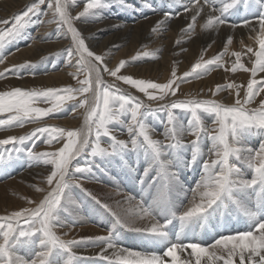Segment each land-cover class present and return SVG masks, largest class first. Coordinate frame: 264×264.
<instances>
[{
	"label": "snow or ice",
	"instance_id": "snow-or-ice-1",
	"mask_svg": "<svg viewBox=\"0 0 264 264\" xmlns=\"http://www.w3.org/2000/svg\"><path fill=\"white\" fill-rule=\"evenodd\" d=\"M174 2L180 3V0ZM215 2L204 0L200 5L199 0L196 3L186 0L184 11L192 10L193 14L182 32L188 35L195 30L198 17L203 18L205 6L213 11L201 25L204 30H215L220 25L235 29L243 25L256 33V24L259 27L258 34L251 37L258 44V50L247 48V53L251 54L253 78L248 80L243 97L241 88L235 83L217 85L211 92L216 96L235 90L231 106L215 99H173L181 84L223 67L224 53L207 60L201 57L182 76H178L174 68L166 83L124 74L130 61L120 60L110 66L107 55L95 53L76 27V22L82 18H99L98 10L104 7V0H86L83 10L76 16L70 14L69 0H38L15 15L14 23L0 21L4 25L11 23V27L0 28V49H3L7 43L22 38L26 27L33 23L32 17L39 16L41 6L46 4L47 12L43 14H50L57 38L67 41L62 52L66 53L65 65L72 69L69 76L75 82L43 89L14 87L0 92V114H7L6 118H0V132L7 134L15 128L35 125L25 135H6L0 139V146L11 145L10 149H0V159H4L3 152L26 153L31 165L50 166L40 174L41 184L46 182L48 188L35 189L46 194L38 201L26 199L27 204L35 207H20L0 216V264H99L101 261L107 264H220L221 261L223 264H264V98L257 102L259 107H247L264 92V81L255 79L258 72L264 73V0H256L262 9L255 18L256 23L249 19L239 24H229L224 16L240 0H221L223 6L218 9L214 7ZM175 15L164 13V19L157 21L152 31H160ZM35 23L39 25L44 21L36 20ZM232 43L230 35L225 49ZM232 55L235 62L225 71H249L241 62V52ZM136 59L132 57V61ZM28 66L6 67L0 71V78H20L19 70ZM106 76L111 77V81H107ZM121 84L136 89L143 97L122 90ZM68 102H73V113L83 110L82 126L66 129L49 125L47 120L57 118ZM153 103L157 107H153ZM37 104L49 106L41 108ZM161 113L164 117L159 123L167 144L153 139L156 129L147 122L149 117L155 120ZM201 113L214 116V127L205 124ZM122 130L127 131V140L118 138L117 133ZM186 136L193 139L185 143ZM250 137L259 138L257 147L249 145ZM205 141L210 144L207 152L204 151ZM39 144L51 150L35 151ZM130 156L132 164L128 161ZM12 158L11 155L7 157ZM141 159L144 168L136 183L142 195L139 199L126 195L128 208L122 214L112 211L109 205L101 203L83 187L85 181L95 180L94 169L106 175L107 166L118 162L120 167L134 173ZM197 166L200 178L195 186L186 185L181 179L182 170L194 171ZM245 168L252 173L250 179L245 178ZM89 174L92 180L88 179ZM73 185L110 212L116 227L137 233L146 246L141 250L122 246L117 242L115 227L109 228L105 236L61 239L56 231L68 226L60 213L66 211V203L72 202L70 189ZM153 187L155 193L146 199L143 194ZM189 192L191 199L187 205L174 199L181 194L188 199ZM240 214L249 221L247 227L230 228L229 218ZM217 216L222 218L220 227L223 230L209 243L197 239V229L205 228ZM137 222L147 223L136 226ZM71 226H76L75 221ZM90 246L100 249L95 258L77 257L74 249ZM109 249L111 255H108Z\"/></svg>",
	"mask_w": 264,
	"mask_h": 264
},
{
	"label": "bare ground",
	"instance_id": "bare-ground-1",
	"mask_svg": "<svg viewBox=\"0 0 264 264\" xmlns=\"http://www.w3.org/2000/svg\"><path fill=\"white\" fill-rule=\"evenodd\" d=\"M109 1L112 0H108V2ZM30 2H32V0H0V21L10 19L20 7H23ZM121 2L123 3L120 5L113 0L111 3L112 6L118 5L119 7L117 6L116 8L99 12V18L85 20L83 23L79 24V30L87 38V43L93 51L105 48L108 54H117L110 64L111 66L115 65L117 62L118 53L120 52H117V50L121 47H125V52L130 57L134 55L135 52L140 51L142 55L136 59V61H139V63L146 61L148 63H145L142 66L140 65V67L128 68L129 73L133 72L142 75L143 73L150 71H166L172 65V62L179 61L184 55V58L177 63L175 69L177 71L182 69L186 70L188 67H192V65L198 60L199 50L201 48L207 49L205 57H214L220 53H224V59L221 61L224 63L231 59L235 62L236 58L232 55L233 52L239 51L244 57L249 58L251 54L247 53V48L252 47L256 50L258 47L255 40L251 38L258 34V24H256V33L250 32L249 28L243 25L236 27L235 29L227 25H220L215 30L202 29L201 25L208 18V14L213 11L211 8H207V6H205L204 13L202 14L203 18L198 17L195 30L190 34L185 35L184 32H182V29H185L188 23H190L191 15L193 14L192 10L184 11L186 0H180V3H175L174 0H121ZM196 2L197 0H193V3ZM226 2H230V0H226ZM199 4L203 5L204 0H199ZM145 5H150V7H146ZM238 5L237 9H235L237 11L234 12V9H231V13L225 14L224 19L229 24H239L244 20L249 19H251L253 23H256L255 18L260 15L262 10L260 4L257 3L256 0H248L247 4H245V0H240ZM222 6L221 0H216L214 7L218 9ZM44 12L47 11L45 10L43 13ZM166 12L175 13V18L167 20L164 25H162L160 31L153 32V27L156 25L157 21L164 19V13ZM50 19V14L47 16L43 14L41 18L36 17L33 23L28 25L24 30L22 38L9 42L3 49H0V58L4 57L2 54L5 50L8 53L10 52L4 57L3 62L0 63V70L5 66H20L25 62L34 64L32 67L28 66L21 68L18 74L24 78L19 80L15 79L16 77H12L13 79L10 80L12 84L20 85L22 87L26 86L28 82L26 75L29 73L40 74L34 81L44 83L47 86L67 84L69 80L68 78L70 77L69 72H71L72 69L65 65V58L61 54L62 49L67 45V41L62 38H57L56 29L54 28L55 24L51 23ZM36 20H42L44 23L37 25L35 23ZM97 21L103 22L96 23ZM106 30H111L113 33H111L108 38H103V34ZM230 35L233 36V43L225 49L226 39ZM209 45H211V47H209ZM172 49H174L175 56L170 53L173 51ZM181 49H184V51ZM182 52L183 54L179 55V53ZM7 64L9 65L7 66ZM3 84H5V82ZM209 125L210 124L207 126ZM157 127L158 126H156V128ZM209 128L211 127L209 126ZM128 161L129 164H132L133 158L130 156ZM115 164L119 163L117 162ZM45 167L48 166L43 164L38 166H24L21 177H23V183H26L24 188L29 193L28 199L38 201L39 199H42L44 194H46L38 193L36 190L34 193L32 192L31 187H28L32 184L37 185L36 187H44V184H41L40 174ZM101 167L106 166L102 164ZM108 167L109 166L106 168L107 171L109 170ZM116 168L118 169L117 171H123L124 169ZM143 168L144 161L141 159L139 167L136 170ZM95 171L97 173L99 172L96 169ZM183 172L188 175L185 184L188 186H195V183L200 176L193 171L182 170L181 173ZM244 172L246 173L245 169ZM134 173H136V171ZM249 177L251 178V176H248L247 178ZM17 178L20 179L19 177ZM90 178L88 179H93V177ZM95 178L96 177H94V179ZM21 182L22 181H20V185ZM15 183L19 184L18 182ZM87 183L88 181H85L83 185ZM13 186L14 183L11 185L9 184L8 189L6 186L5 188H0V208L2 211L19 210L20 207H35V205H29L26 203L27 198L24 196V193H14L12 194L14 196L10 195V192L19 191L20 189V186L17 189H15L16 187L13 188ZM188 196V200H190V192ZM61 230L62 229H57L58 232ZM71 231L73 230L68 229V232ZM69 239H71V237ZM141 240L139 238L136 239V241ZM117 242L124 247L137 250H141L146 246L145 241L144 243L142 242L141 244H138L130 240L126 241L120 237ZM74 251L79 257L87 256L95 258L100 252V249L94 246L91 249L79 247L74 249ZM111 252L112 250L109 249L108 255H111ZM99 264H107V262L101 261Z\"/></svg>",
	"mask_w": 264,
	"mask_h": 264
},
{
	"label": "rangeland",
	"instance_id": "rangeland-1",
	"mask_svg": "<svg viewBox=\"0 0 264 264\" xmlns=\"http://www.w3.org/2000/svg\"><path fill=\"white\" fill-rule=\"evenodd\" d=\"M112 1L108 2V0H104V7L99 9L98 13L101 11H104V10H110L111 8H116L118 5L112 6V4H111ZM114 1L120 5H121V3H123V2H121V0H114ZM36 2H38V0H32V2L28 3L27 5L20 7L18 9V11L8 20L11 21L12 23H14L13 17L15 15L22 13L23 11L26 10L27 6H29L33 3H36ZM85 2H86V0H69V6L72 9L70 14L72 16H76L80 11L83 10ZM238 6L239 5H237L234 8V12L237 11L235 9H237ZM45 10L47 11V5L46 4L41 6V14L39 16H33L32 20L34 21L36 17L41 18L43 15V11H45ZM91 19H92V17L82 18L80 21L76 22V27L79 29V24L83 23L85 20H91ZM101 22H103V21H97L96 23H101ZM8 27H11V23L8 25L0 24V28H8ZM54 28L56 29V25ZM111 33H113L111 30H106L103 34V38H108V36ZM258 48H259V46L257 47L256 50H258ZM125 50H126L125 47H121L120 49L117 50V52H119V51L120 52L118 53L119 54L117 57L118 59H117V62L115 63V64H117L120 60L130 61V65L127 67V70L124 74L130 75L136 79H144V80L160 82V83H166L167 80L169 78H171L172 70L175 68L177 63H179V61H181L185 56L184 55L179 61L172 62V65L166 71H160V70L150 71L147 73H143L142 75H139V73H133V72L129 73L128 68L140 67V65L142 66L148 62L144 61V62L139 63V61H136V60L132 61V57H137V59H138L142 55L141 52L140 51L135 52V54L130 57L129 55H127ZM172 50L173 51H171L170 53H171V55L175 56L174 49H172ZM256 50H254V51H256ZM94 52L97 54H106L108 59L110 60V64L112 63V61L115 59V57L117 55V54H108V52L106 51L105 48H101L100 50L94 51ZM206 52H207V49L201 48L199 50V56H198L199 58L198 59H201V57L203 58V60L213 58V56L205 57ZM9 53L6 52V50H5L2 55H4V57H6ZM61 54L65 58L66 53L61 52ZM182 54H183V52L179 53V55H182ZM0 56H1V54H0ZM4 57H3V59H4ZM254 59H255V57L252 56V60H254ZM241 62L244 63L245 68L249 69V71H247V72L240 71L237 73L225 71V69L230 68L231 64L234 62L232 61V59L227 60L224 63L221 62L223 64V67L214 68L212 71H210L209 73H207L206 75H204L200 78L191 79L190 82H185V83L181 84L179 89L177 90L176 97H173V99H176V98H179L182 100L192 99V98L200 99V100L215 99L217 102L222 103L225 106H231L234 103V99L236 96L235 90L223 91L216 96H212L211 92L216 89L217 85L226 86L230 83H235L237 86H239L241 88L240 95L242 98L243 97V91L246 90L248 80L253 78L252 74H251V68L253 65H252V61L249 60L248 57H244L243 55H241ZM25 64H28L29 67L34 66V64L29 63V62H25L22 65H25ZM8 65L9 64H7V66ZM11 67L12 66H8L7 68H11ZM5 68H6V66L3 69H1L0 71H4ZM190 70H191V67H188L186 70H184V69H182L180 71L176 70V72H177L178 76H182L184 72L190 71ZM39 75L40 74H38V73L27 74L26 79H28V82H27L26 86H24V87H22L20 85H14L11 83L10 80L15 78L14 76H10L7 79L0 78V86H1L0 92L10 91L14 87H21L24 89H43L46 87H53V86H47L44 83H38V82L34 81L35 78H37ZM21 78H24V77L21 76L20 78H15V79L20 80ZM68 79L69 80H68L67 84L75 83L71 79V77H69ZM105 79L107 81H111L112 78L106 76ZM255 79H257L258 81H264V73L258 72L256 74ZM4 82H5V84H3ZM67 84H61V85H58L55 87H60V86L67 85ZM121 89L124 91H129L131 94L136 95L138 97H143L142 93L137 92L136 89H131L128 85L121 84ZM229 92H231V94H229ZM261 98H264V92L260 93L256 97V101H254L253 104L248 105L247 107L249 109L259 107V104L257 102ZM144 99H145V102H147L146 98H144ZM228 100H231V101H228ZM72 103L73 102H68L67 108L63 112L58 113L57 118L48 119L47 123L51 126L63 127L66 129H78V128H80L83 124V121H82L83 115L81 114L83 112V110H79V111L73 113L71 111V104ZM36 106L44 108V107H48L49 105L37 104ZM152 106L157 107V105L155 103H153ZM201 115H202L206 125L210 124L209 126L211 128L214 127L212 125V120L214 119V116L209 115V114H203V113H201ZM6 116H7L6 113L0 114V118H6ZM163 117H164V114L161 113V114H159L158 118L155 120H153L152 117H149L147 122L151 125H154V127L156 129V131L153 134V139L160 140L164 144H167L168 141L165 140V137L163 135L164 129L159 123V119H162ZM156 126H158V127L156 128ZM34 127H35V125H25L22 128L12 129L7 134L0 132V139L6 138V135H16V136L25 135L27 133H30ZM117 136L119 139H125V140L128 139V133L126 130H122L121 132L117 133ZM104 139L106 140V138H104ZM191 139H193V137L186 136V137H184V142L186 143V142L190 141ZM248 143L250 146L257 147L259 144V138L258 137H250L248 140ZM252 143H253V145H252ZM209 146H210V144L207 141H205V144H204V151L205 152H207V149ZM3 148L10 149L11 145L0 146V149H3ZM34 150L37 152H44V151H50L51 149L45 144H39V146L35 147ZM2 155H3L4 159H0V188L1 187L5 188V186H6L8 189L9 188L8 185L9 184L11 185L14 183L13 188L16 187L15 189H17L20 186V189H19V191L10 192L9 194L12 195L14 193H17V194H23L24 193V196L28 199L29 193L24 188V185L26 183H23V180H22L23 177H21L22 176L21 173L23 172L24 166L31 165V162L28 160L26 153L3 152ZM9 155H11L13 158L7 159V157H9ZM17 156H19V158H15ZM81 163H83V161H81ZM108 166H109L108 167L109 170L107 171L106 175L101 173L99 170H98L99 172L97 173L94 169V177H96L95 180L94 181H88V183L85 184L87 188L85 187V185H83V187L85 189H87L88 191H90L91 193H93L98 199H100L101 203L109 205L111 207L112 211L122 214L123 211L128 208V204L125 202V196L126 195H129V194L134 195L136 197V199H139L140 196L142 195V189L136 183V181L138 180L139 175L143 171V169H138V170H136V173H133V172H129L126 168H124L123 171H117L118 169L116 167L122 168L119 166V164L114 163V164L108 165ZM48 167H50V166H48ZM245 170H246V173H245L246 177L245 178H247L248 176H251V174H252L251 171L246 169V168H245ZM193 172H196L197 175L200 176L199 166H197L196 170H194ZM77 175H79V174H77ZM91 176H92V174H89L88 178H90ZM17 177H19L20 179H18ZM187 177H188V175L185 172L181 173V179L184 181V183H186ZM20 181H22L21 185H20ZM15 182H18L19 184L15 183ZM43 184H44V188L47 189L48 186H47L46 182H44ZM32 186L36 187L37 185L32 184L31 186H28V187H31L32 192L35 193L36 188H33ZM154 193H155V188L153 187V188L149 189V191L144 193L143 195L145 196L146 199H149V198H151V196ZM70 194H71L72 202L66 203L65 204L66 211H63L60 213L61 219L65 220L67 222L68 226L60 228L63 231L62 230L60 232L56 231V234L61 239L68 240L71 237V239L72 238H74V239L78 238L77 240H79L81 237L105 236V235H107L108 228H114L115 227V231L118 234V238L119 237L123 238L126 241L130 240V241H133L134 243H138V244H141L142 242L144 243V240H141V238L138 236L137 233L129 232V231H126L124 229L116 227L115 222H114V218L110 214V212L106 211L103 207L100 206V204H96L95 201L92 199V197L86 196L79 188H77L73 185V187L70 189ZM12 196H14V195H12ZM174 199L177 201V203L183 202V204L187 205L189 196H188V199H185L184 196L181 194L180 196H174ZM113 203H114V205H113ZM181 210H183V209H181ZM8 212H10V211H7V210L2 211L0 208V216L5 215ZM3 213H5V214H3ZM73 221H75V223H76L75 227L71 226ZM143 223H147V222H143ZM221 223H222V218L217 216L215 221L210 222L205 228H198L197 232L199 233V235H198L197 239H199L205 243L211 242L212 237L218 231L223 230L220 227ZM248 223H249V221L247 220V218L244 217L242 214H240L238 217L236 215L230 217L229 222H228V226L232 229H243V228L247 227ZM141 224H142V222H137L136 226H141ZM68 229L73 230V231L68 232ZM177 229H178V224H177ZM65 232L68 233V235H67L68 238L64 235ZM137 238H139L141 241H136ZM92 247L93 246H90L86 249H91ZM77 257L79 258V256H77ZM65 259H66V257H65ZM220 263L223 264L222 261Z\"/></svg>",
	"mask_w": 264,
	"mask_h": 264
}]
</instances>
